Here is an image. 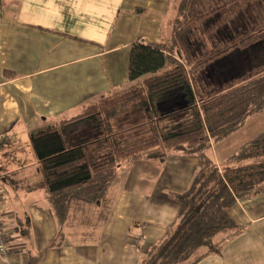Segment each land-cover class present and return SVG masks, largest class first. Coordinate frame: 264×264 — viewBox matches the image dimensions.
I'll list each match as a JSON object with an SVG mask.
<instances>
[{
  "label": "crops",
  "instance_id": "0c3cea01",
  "mask_svg": "<svg viewBox=\"0 0 264 264\" xmlns=\"http://www.w3.org/2000/svg\"><path fill=\"white\" fill-rule=\"evenodd\" d=\"M171 10L172 0H0V179L11 184L9 192L0 180V217L10 230L0 264H140L175 228L171 191L188 188L197 156L123 160L102 199L75 200L60 219L38 185L29 140L31 129L126 83L131 44L168 39ZM218 144L210 154L223 167L234 152L221 163ZM229 214L241 233L197 264H264V189L237 199Z\"/></svg>",
  "mask_w": 264,
  "mask_h": 264
},
{
  "label": "trees",
  "instance_id": "16d2710c",
  "mask_svg": "<svg viewBox=\"0 0 264 264\" xmlns=\"http://www.w3.org/2000/svg\"><path fill=\"white\" fill-rule=\"evenodd\" d=\"M250 1L225 0L224 5L234 10ZM203 4L204 0H172L170 38L160 43L134 40L126 83L112 88L79 113L29 132L40 173L38 185L48 192L60 219L75 200L102 199L125 159L164 163L171 153L198 157L200 167L188 188L171 191L179 203L175 228L140 264H197L210 254L221 253L226 243L242 231L229 208L237 199L264 189V130L243 143L223 167L210 154L213 143L264 110V62L252 67L256 75L242 81L228 82L210 93L196 90L191 75L203 65V59L194 55L188 33ZM134 11L145 12L142 8ZM241 47L256 51L247 53L249 64L264 57L257 50L264 47V21L216 49L215 54L227 55ZM137 109L143 112L150 135L120 143L113 120ZM163 120L185 123L162 128ZM84 126L96 133L77 138Z\"/></svg>",
  "mask_w": 264,
  "mask_h": 264
},
{
  "label": "rangeland",
  "instance_id": "374dc122",
  "mask_svg": "<svg viewBox=\"0 0 264 264\" xmlns=\"http://www.w3.org/2000/svg\"><path fill=\"white\" fill-rule=\"evenodd\" d=\"M224 1L204 0L203 6L200 7V16L189 27L188 40L191 49L196 57L203 59V65L197 66L191 77L195 89L202 93H210L221 89L228 82L235 83L242 81L243 78L254 76L256 72L252 67L256 63L264 62V57H258L259 62L256 60L252 64L246 62V57H249L247 53L255 54V49H249L248 51L241 47L238 50L231 51L227 55H222V53L215 54L216 49L223 48L234 42L239 34L252 31L257 24L264 21V0H251L242 7H235L236 10H232V6L224 5ZM173 17L174 9L172 8L169 19L170 23L168 22L166 25V31L167 33L169 32L167 38L171 36ZM257 50L264 54V47H259ZM263 111L249 117L245 128L238 130L235 134L233 132L232 136L229 135V137L233 138L226 137L217 142L220 143L216 145V149H218V160L221 163L227 157L225 154L235 152L242 143L250 140L257 133L264 130ZM181 121L163 120L161 126L162 128H171L176 123L183 126L182 123H185V121ZM113 128L120 132L118 135L120 143L124 140L146 138L150 135V129L146 124L145 116L139 109L115 118L113 120ZM95 133L96 131L91 127L84 126L80 127L76 135L78 136L77 138H80L93 136ZM221 154L223 155L221 156ZM33 157V166H35L37 160L35 156ZM126 161L127 159L122 162V166L128 163ZM33 166L30 167L33 168ZM0 180L4 182L3 177ZM8 182L4 183L10 192L11 184L7 185Z\"/></svg>",
  "mask_w": 264,
  "mask_h": 264
},
{
  "label": "built area",
  "instance_id": "2783aa9c",
  "mask_svg": "<svg viewBox=\"0 0 264 264\" xmlns=\"http://www.w3.org/2000/svg\"><path fill=\"white\" fill-rule=\"evenodd\" d=\"M10 230L0 217V255L6 257L10 252L9 248Z\"/></svg>",
  "mask_w": 264,
  "mask_h": 264
}]
</instances>
